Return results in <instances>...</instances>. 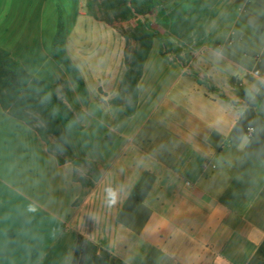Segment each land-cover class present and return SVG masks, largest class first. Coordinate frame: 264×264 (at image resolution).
<instances>
[{"label":"crops","instance_id":"crops-1","mask_svg":"<svg viewBox=\"0 0 264 264\" xmlns=\"http://www.w3.org/2000/svg\"><path fill=\"white\" fill-rule=\"evenodd\" d=\"M1 1L0 47L54 85L72 112L63 131L65 120L93 139L51 150L0 105V264H72L80 235L91 244L83 264H264V0H214L197 26L204 40L171 54L161 44L154 66L153 36L144 59L126 60L130 96L115 105L90 101L81 72L82 91L51 55L59 0L46 40L48 0H19L39 12ZM78 1L72 16L93 18ZM159 1L93 20L136 49L126 35L139 17L163 36L157 11L195 0Z\"/></svg>","mask_w":264,"mask_h":264},{"label":"trees","instance_id":"trees-1","mask_svg":"<svg viewBox=\"0 0 264 264\" xmlns=\"http://www.w3.org/2000/svg\"><path fill=\"white\" fill-rule=\"evenodd\" d=\"M161 5L159 0H103L102 4H99L101 9L111 11L114 19L121 20L130 19L135 14L144 15ZM215 6L214 0H195L192 3H175L171 9L161 7L157 11L156 19L166 30L163 33V41L169 43V46L173 47L172 50L177 53L182 50L178 45H183L184 42L191 46L199 45L204 40L205 33L197 27L198 23L213 17L217 12ZM140 19L141 17L138 18L133 32L126 35L139 42V46L131 53V62L134 63L146 57L152 36L158 34L148 27L146 19ZM65 39L63 21L59 17L50 53L59 63L64 64L82 91L83 80L79 70L69 59ZM161 49L162 53L166 54L164 47ZM0 105L12 116L31 125L47 141L49 149L57 148L63 149L65 153L69 152L59 119L60 116H64L72 121V112L66 102L57 96L52 83L29 74L21 63L2 47H0ZM51 136L55 138L54 141L50 139ZM58 160L63 162L60 156ZM90 245L86 238L78 236L72 264H83Z\"/></svg>","mask_w":264,"mask_h":264},{"label":"rangeland","instance_id":"rangeland-1","mask_svg":"<svg viewBox=\"0 0 264 264\" xmlns=\"http://www.w3.org/2000/svg\"><path fill=\"white\" fill-rule=\"evenodd\" d=\"M102 1L92 0V3L89 4L88 0H79L76 3L82 11L93 12L94 19L106 21L113 16H111V11L100 8L99 4H102ZM2 3L1 1L0 4L2 5ZM36 3L33 1L32 9L27 3L22 4L19 0H16L15 5L22 6L21 10L24 12H36L38 11ZM52 3V0H48L46 4L47 7L49 5V8L45 11L47 12L45 16L47 26L45 40L54 28L52 15L55 12ZM72 5H75V0H59L58 2L60 12H62L63 29L66 34L65 47L73 64L76 65L85 80L91 95L90 101H105V103L110 102L111 105H115L116 102H119L118 100L128 99L130 94L126 92H130L131 89H126L124 86L127 84L131 86L134 78V73H131L128 64H126V60L129 62L132 60L131 53L134 51L130 45L132 43H126L121 32L116 28L95 22L89 15L74 18L71 14ZM119 29L121 28L119 27ZM161 44L167 52L174 53L169 43L163 41V36L157 34L148 53L149 62L153 63V66L155 60L160 57L159 48ZM37 72L39 75H43L42 73L46 71L40 67ZM63 123L66 140L74 143L76 147H83L82 143L93 139L92 130L91 133L89 131L80 133L78 129H72L69 122L63 120Z\"/></svg>","mask_w":264,"mask_h":264},{"label":"built area","instance_id":"built-area-1","mask_svg":"<svg viewBox=\"0 0 264 264\" xmlns=\"http://www.w3.org/2000/svg\"><path fill=\"white\" fill-rule=\"evenodd\" d=\"M254 132V128L252 126H249L247 129H246V133H247V136H251Z\"/></svg>","mask_w":264,"mask_h":264}]
</instances>
